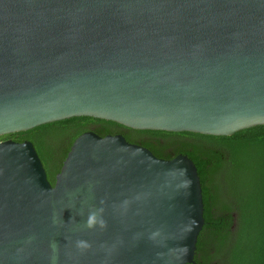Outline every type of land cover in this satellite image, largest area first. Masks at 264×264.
Segmentation results:
<instances>
[{
  "label": "water",
  "instance_id": "1",
  "mask_svg": "<svg viewBox=\"0 0 264 264\" xmlns=\"http://www.w3.org/2000/svg\"><path fill=\"white\" fill-rule=\"evenodd\" d=\"M76 116L264 125V0H0V136ZM203 210L185 154L89 130L51 184L31 141H0V264H189Z\"/></svg>",
  "mask_w": 264,
  "mask_h": 264
},
{
  "label": "trees",
  "instance_id": "2",
  "mask_svg": "<svg viewBox=\"0 0 264 264\" xmlns=\"http://www.w3.org/2000/svg\"><path fill=\"white\" fill-rule=\"evenodd\" d=\"M89 130L100 136L122 134L160 158L181 153L194 162L202 188L204 224L189 264H264V125L216 136L138 130L76 116L4 134L0 141H31L53 184L72 142Z\"/></svg>",
  "mask_w": 264,
  "mask_h": 264
},
{
  "label": "clouds",
  "instance_id": "3",
  "mask_svg": "<svg viewBox=\"0 0 264 264\" xmlns=\"http://www.w3.org/2000/svg\"><path fill=\"white\" fill-rule=\"evenodd\" d=\"M91 223H92V220H91V218H90V220H89V225H91Z\"/></svg>",
  "mask_w": 264,
  "mask_h": 264
},
{
  "label": "flooded vegetation",
  "instance_id": "4",
  "mask_svg": "<svg viewBox=\"0 0 264 264\" xmlns=\"http://www.w3.org/2000/svg\"><path fill=\"white\" fill-rule=\"evenodd\" d=\"M117 134H119V133H117ZM107 135V134H106ZM136 143V142H135ZM140 145V144H139Z\"/></svg>",
  "mask_w": 264,
  "mask_h": 264
}]
</instances>
